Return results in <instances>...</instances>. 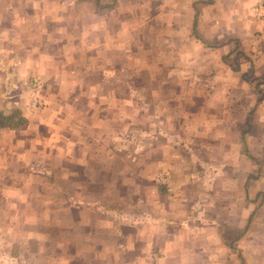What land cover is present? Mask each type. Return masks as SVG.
<instances>
[{
    "label": "crops",
    "instance_id": "0c3cea01",
    "mask_svg": "<svg viewBox=\"0 0 264 264\" xmlns=\"http://www.w3.org/2000/svg\"><path fill=\"white\" fill-rule=\"evenodd\" d=\"M120 1L75 0V3L82 4L81 7L90 6L94 12L106 9L112 12L116 10V6ZM158 1L146 0L147 4L150 5L152 3L157 4ZM237 1L240 5L238 9L235 6ZM254 1L183 0V9H180L178 4L173 7L172 14L177 20L174 22L172 21L174 19H171L166 24H162L157 35L150 27L151 25H148V30H146V20H142L141 23L137 24L138 27L131 29L132 32L139 30V34L145 31L146 37L144 38L141 37V34L132 38L127 35L123 38L116 35L120 33L119 29L122 24L119 15L121 11L117 13L119 19L113 21L103 18L92 22L82 21L77 24L76 22L72 23L69 12L71 5L68 4L57 7L55 11L57 14H54L49 10L50 8L48 9L43 0L39 1L35 7L34 5L28 7L26 4L19 6L16 3L3 4L0 2V95L17 92L18 89L16 88L18 86L19 88L24 86V89L28 86L27 91L33 95L30 102L31 109L29 108V110L35 112L41 110L36 106L35 101L38 100L40 103L42 101V99H35L36 95L34 93L36 91L43 93V100L45 101H42V103L46 104L50 93L62 90L87 93L90 91L101 92L104 89L106 93L111 94L112 92L116 93L119 87V91L135 92L138 89L129 82L124 86L125 89H121L123 87V79L121 78L123 74L120 62L123 59V53L130 52L132 54L131 60H135L133 53L137 54L141 51V57L137 59L138 62L129 71H132V74H137V71L143 66H149L151 69L157 68L154 71L156 77L160 75L166 80L173 81L175 85L172 88L173 98H177L174 100L178 107L185 101V98L196 99L201 97L200 94L207 92L211 106L214 105L216 109H222V111H212L214 114H211L208 119H202L201 116L195 119L196 125L200 124L202 120L205 121V124L209 121V126L205 125V129L210 130L204 137V139H210L209 145L206 148L197 149V158L198 156L203 158L196 160H199V163H205V165L207 162V164H210L208 167L206 165V168L209 169L211 174L222 180L220 182L221 188L230 193L226 195L234 194L235 192L233 193L232 189L237 186L240 187V193H242L250 178L248 157L257 161L258 156H264V153L251 154V149H253L251 140H257L258 134L261 135L259 140L261 141V148L264 150V96L258 102L240 101L246 97L251 98L250 93L252 91H258L264 95V20H259L256 14H252L256 11L264 14V2L259 3L258 1L256 10ZM162 2L163 0H161ZM140 7L146 8V4L142 3ZM203 7H208L209 12L205 11ZM164 9H166V6ZM56 15H62L60 21ZM205 27H209L208 35H203ZM75 29L78 31H75ZM127 29H129L128 25ZM122 30L124 29L122 28ZM233 33L235 37L229 39L230 35L228 34L233 35ZM254 40L258 42L253 46L252 41ZM231 41L244 43L243 46L249 43L251 51L232 55L230 54L232 52L229 51ZM90 44L93 45L91 49H95L96 54L89 49ZM155 45H159L157 51ZM149 49L151 52L144 55L143 51L149 52ZM242 55L244 56L241 58V65L239 66V63L236 64L233 61ZM247 60L252 62V66L248 68L244 65ZM140 62L142 64L139 68ZM57 71L62 75V79L59 81L64 80L65 84L60 83L57 88L52 87V89L49 88L51 91L46 90V85L41 76L43 73L49 76V73ZM248 76H252V79H247ZM31 79L39 81V86L32 91L29 86ZM155 89V87H150L147 92ZM223 92L230 95H232V92L239 93L237 95L239 97L235 101L232 99L228 102L217 100V94L221 93L222 95ZM191 93L192 95H189ZM19 95L20 98L11 100V103H13L12 106H17L26 118L25 112L28 111L25 109L24 103H28V101H26V96ZM83 96H79L78 100L70 99L66 102L67 113H65V116L67 117L56 114L51 116L49 136L40 143L41 150L37 148L30 149L27 153V150L10 149L9 136L12 134L11 131L16 129L9 130L1 127L0 164L2 166L0 168L8 167L6 163L13 159L19 163L18 171H22L25 166L35 163L42 156L50 159L54 157L59 161L55 163L51 159L50 164H53V167H44L45 172L51 173L49 180L53 183V186H51L53 193L55 192L59 198L66 195L68 202L78 203L79 207L77 208L83 210L80 222L75 220L78 217V212L73 213L71 217H69V213H65V224H62L61 229L66 230L70 239L77 234L74 232L77 231V227L86 228L93 226L94 223H96L98 229L116 228L117 230L115 229L116 231L113 233V236L116 237L124 234V232H118V229H133L131 233L135 232L133 235L137 236V215L132 213L122 214L121 211H124L127 207H117L114 199L109 205L105 206L99 202V195H97V199L96 196L83 197L79 194L88 196L89 193L79 190L82 185H74V179L78 177L76 175L77 169L82 166L84 154L89 148L86 145L90 143V140H100V127L102 128L106 123L111 122V120L106 119L109 116L107 114L106 116L100 114L96 116L93 113L94 116H88L89 114L92 115V111L89 109L108 107L111 102L102 103L99 101L94 104L90 100L85 102L82 99ZM135 98L130 99L132 103L135 102ZM170 98L172 100V97ZM119 102V105H123L122 101ZM114 103L118 104V101ZM52 106L54 109L55 105ZM179 109L177 116L164 115V117L165 122L175 126L173 130H170L171 137L176 136L185 139L184 129L189 125L187 115L192 116L196 113L186 111L185 108H182L183 110ZM64 118L66 119V128L58 124L59 119L63 120ZM86 118L87 121L84 120ZM96 128L98 133L92 131V134L95 135H90L89 131ZM144 131L145 134L142 135L145 136L146 140H164L165 138L155 128L151 131L147 129ZM202 134H205V132H202ZM114 138L120 139L114 132L110 134L109 138L105 139L112 141ZM19 144L17 145L19 146ZM116 148L115 145L110 146L107 158L104 161L106 163L98 167V171H104L105 167L109 166L108 163L112 162L115 157H122L125 151ZM137 153L136 150H129L127 154L134 157ZM208 156L211 158L209 159ZM240 159L245 165L243 168L242 165H239L238 169L235 161L239 162ZM116 160L118 162V158ZM60 162H66L67 167H62ZM114 163L109 168L113 172L115 169ZM87 169L92 174V165H89ZM8 170L10 171L11 168H8ZM125 170H127L126 166H124ZM33 171L43 172V170ZM240 171H242L241 174L235 175ZM261 172L263 173L261 177H264V166ZM62 173H65L66 176L65 184H62V181L59 182L58 178L56 179ZM119 173L118 179L123 180L121 168ZM7 174L9 175V173ZM240 178L241 181H238ZM168 181L163 183L161 188H167L170 184ZM96 182L97 179L91 178L85 183L90 186ZM210 182L211 184H217L216 181ZM207 183L208 181L200 180L197 182V186H206ZM4 187L6 191L12 186L5 183ZM99 187L104 192L106 185ZM91 191L93 190L90 189V193H92ZM236 195L240 197V200L229 197V202L226 199L223 202L227 205L235 200V202L239 201L238 203H241V205H246L241 208V223L244 224L241 227L237 224L229 225V223L222 222L223 219H219L217 213L224 212L231 216L232 209H228L226 206L221 211L220 207L223 203L209 199L212 202L210 204L203 194H197L193 196L195 197L193 200L186 202L187 205L190 203L193 205V210L188 212V215H177L173 212V214L167 216L168 222L159 216H153L151 221L148 219L143 220L139 227L148 228V230L144 234H140V238L143 241L144 236L147 234L148 238L152 237L150 243L154 245V247L145 249V255L147 250L160 253L157 262L153 264H264L261 261L257 263L252 261L255 262L252 263L248 258L251 249L242 243V239H245L249 232L247 226L251 218L257 211L261 212V207L258 206L264 201L251 199L248 191L242 195L239 193H236ZM162 199L165 200L166 197H162ZM176 199V197L171 198L173 202ZM180 199L182 203L185 202L184 197ZM254 201L257 204L252 205L250 211V205L251 203L254 204ZM156 204L157 209L159 206L166 207L165 203ZM171 205L172 203H170ZM208 207L211 209L209 212H207ZM94 209L108 212V215L101 213L102 216L96 217V214L100 213H97ZM73 211L75 212L74 209ZM54 215L58 216V213L56 212ZM262 224H264V221H260L258 227L260 228ZM167 227L175 229V234L170 235L168 230H164ZM234 229L238 233H234ZM260 231L262 233V230ZM131 233H129V238ZM181 233L185 234L184 241L186 244L180 243L179 236ZM262 235L264 234L262 233ZM231 236L233 237L231 238ZM236 236H238V239L231 242L230 240H233ZM169 237L171 238L169 239ZM114 245L113 249L116 252L133 249L130 248V244ZM137 245L133 246V251L137 252ZM99 249L100 247L97 251ZM176 259H180V261L173 263Z\"/></svg>",
    "mask_w": 264,
    "mask_h": 264
},
{
    "label": "rangeland",
    "instance_id": "374dc122",
    "mask_svg": "<svg viewBox=\"0 0 264 264\" xmlns=\"http://www.w3.org/2000/svg\"><path fill=\"white\" fill-rule=\"evenodd\" d=\"M39 1L41 0H0L3 4L16 3V5L19 6L26 4L28 7L33 5L35 7ZM43 1L54 14H57L55 11L60 5H71L69 12L72 17V23L76 22L77 24H80L82 21L92 22L93 20L103 18L113 21L119 19L117 13L121 11L119 15L122 24L119 29L120 33L116 35H120L122 38L125 35L132 38L140 34L142 38L146 37L145 31H142L140 34L138 32L139 30L131 31L133 27H138L137 24L141 23L142 20L147 21L146 30H148V25H151L150 27L153 28L152 30L155 32V35H157V32L161 30L162 24H166V22L171 19H174L172 20L174 22L177 20L172 14L174 5L178 4L180 9H183L184 5L182 4L183 0H163L162 3L161 0H159L157 2V4L159 3L158 6L153 3L151 5L147 4L146 0H141V2H139V0H121L116 6V10H113L114 12H110L108 9L94 12L90 6L81 7L80 5L82 4L75 3V0ZM258 1L259 3L264 2V0H255L254 8L256 10ZM142 3L146 4V8L140 7ZM164 5L166 9H164ZM235 6L237 9L240 7L238 1ZM203 9L209 12L208 7H203ZM252 14H256L259 20H264V14L262 12L256 11ZM56 16L60 21L62 15ZM127 25L129 29H127ZM122 28L124 30H122ZM75 31L78 30L75 29ZM208 31L209 27H205L203 35H208ZM228 35H230L229 39L235 37L234 33L233 35ZM150 37L153 39L152 36ZM252 42L254 46L258 41L254 40ZM243 44L244 43L241 42L237 43L231 41L229 51L232 53L230 54L233 55L235 53V55H237L239 52L243 54L244 51H251L249 43L245 46H243ZM92 46L93 45L90 44L89 49H91ZM141 46L143 47V45ZM157 46L155 45L156 51ZM91 50L94 51L95 49ZM150 52V49L149 52L143 51L144 55ZM94 53L96 54L95 51ZM141 55V51L137 54L133 53L135 60H131L130 57L132 54L130 52L123 53V59L120 62L122 64L121 68L123 74V77H121L123 79V87L121 89H125L124 86L129 82L138 89L135 92L119 91V87L117 88L119 92L116 91V93L112 92L111 94L106 93L104 89L101 92L90 91L87 93H75L62 90L50 93L48 103L46 104L42 103V101H45L43 100V93L36 91L34 93L36 95L35 99H42V101L40 107V103L38 104V102L36 103L35 101L36 106L41 109L35 112L29 110V108L31 109L30 102L32 101L33 95L27 91L28 86L25 87V89L24 86L20 88L18 86V88H16L18 89L17 92L0 95V110L2 111L8 108L19 109L17 106H12L13 103H11V100L20 98L19 94L26 96L28 99H26L28 103H24L25 109L28 111L25 112L27 123L25 126L11 131L12 134L9 136L8 141L10 149L27 150V153L30 149H40V147H42L40 143L49 136V121L52 115L56 114L67 117L65 116V113H67L66 102L70 99L78 100L79 96L82 97L84 94L82 99L85 100V102L89 100L94 104H97L99 101L102 103L111 102L108 107H96L94 110L89 109L92 111V115L89 114V117L94 116L93 113L96 116L98 114L106 116L107 114L109 116H107L106 119L111 120V122L106 123L102 128L100 127V140H90V143L86 145V147L88 146L89 148H87L84 154L82 166L77 169L76 175L78 177L74 179V185H82L79 190L89 193L88 196L79 194L83 197L88 198L96 196L97 199V195H99V202L105 206L109 205L114 199L117 207H127V209L121 211L122 214L132 213L137 215V236L133 235L135 232L131 233L133 229H118V232H124V234H121L120 237H116L113 236V233L117 230L116 228L98 229L96 228V223H94L93 226H88L86 228L77 227V231H74L75 234H77L70 239L66 230L64 228L61 229L63 227L62 224H65V213H69V217H71L73 213L78 212V217L75 220L80 222L83 210L77 208L79 207L78 203L68 202L66 195L59 198L56 196L55 192L53 193L52 191L51 186H53V183L49 180L51 173L45 172L44 167H53V164H50L51 159L55 163L59 160L54 159V157L50 159L48 157L46 158V156H42L40 159L38 158V161L35 163L25 166L22 171H18L19 163L12 159L6 163L8 167L0 168V264H153L157 262L160 253L154 250H147L145 255V249L147 247H154V245L150 243L152 237L148 238L147 234L144 236L143 241L141 240L142 238H140V234H144V232L148 230V228L139 227L143 220L148 219L151 221L153 216H159L168 222L167 216L173 214V212L177 215H188V212L193 210V205L191 203L187 205L186 202L193 200L195 198L193 196L197 194H203L210 204H212L210 200L223 203L224 205L221 204L220 207L221 211L226 206L228 209H232L231 216L224 212L217 213L219 219H223L221 220L222 222L229 223V225L237 224L241 227L243 224L241 223V208H244L246 205H241V203H238L239 201L235 202V200L226 205L223 200L226 199L229 202V197L240 200V197L237 196L236 193L242 195L244 192L248 191L251 199L264 201V177H261L263 174L261 169L264 166V156H258L257 161L248 157L250 178L248 179L249 182H247L246 188L240 193L241 189L237 186L232 189V192H235L234 194L230 196L226 195L230 193L225 192V189L221 188L220 182L222 180L211 174L209 169L206 168V165L208 167L210 164H207V162L205 165V163L200 162V165L199 160H196L203 158L200 156L197 158L196 153L197 149L206 148V146L209 145L210 139H204V137L210 130L205 129L206 126H209V121L205 124V121L202 120L200 124L198 123V125H196L195 119L199 116H201L202 119H208L211 114H214L212 111H222V109H216L214 105L211 106L207 92L200 94L199 96L201 97L196 99L185 98V101L178 107L174 100L177 98H173L174 93L172 88L175 86L173 81L166 80L160 75L156 77L154 71L157 68L154 67L151 69L149 66L140 68L142 64V62H140V69L137 71V74H132V71H129L133 68L135 63L138 62L137 59L140 58ZM243 56L244 55L239 56L237 60L234 59L233 62L236 64L239 63L240 66V61ZM244 65L248 68L252 66V62L247 60ZM252 76H248L247 79H252ZM41 77L48 91H51L49 88H57L60 83L65 84L64 80L59 81L62 79V75L59 74V71L49 73V76L43 73ZM150 87H155L156 89L147 92V89H150ZM150 94L152 95L150 96ZM231 94L232 95L223 92L221 95V93H218L217 100L228 102L232 99H234V101L238 99L239 96L237 95L239 93L232 92ZM189 95H192V93ZM263 96L264 95L258 91H252V93H250L251 98L246 97L240 101L248 100L250 102H258ZM170 97H172V100ZM133 98H135L134 103L130 100ZM115 101H118V104L114 103ZM119 101H122L121 103L123 105H119ZM52 105H55L54 109ZM178 108H180L179 110L185 108L186 111L196 113V115L192 116L189 114L187 115V117H189V125L184 129L185 139L177 138L176 136L171 137L170 130H173L175 126L165 122L164 115H169L171 117L177 116ZM84 120L87 121V118ZM58 124L66 128V119H59ZM189 127L191 128L189 129ZM154 128L160 135L165 137L164 140L145 139V136L142 135L145 132L144 130L147 129L151 131ZM92 131L96 132V134L98 133L96 128L95 130L89 131L90 135H95L94 133L92 134ZM113 132L118 135L120 139L114 138L112 141L105 139L109 138L110 134ZM202 132H205V134H202ZM260 136L261 135L258 134L257 140H251L253 148L251 149V154L254 153L256 155L257 153H264V150L261 148V141L259 140ZM16 143H20L19 146ZM113 145L123 149V151H125L124 154H122V157L114 156L115 159L108 163L109 166L105 167L104 171H98L97 168L106 163L104 162L105 158H107L110 146ZM129 150H136L138 153L134 157H130L127 154ZM117 158L118 162L116 160ZM112 163H114V172L112 169L109 170ZM235 164L238 169L239 165H242V168L245 165L241 159L239 162L235 161ZM60 165L64 168L67 167L66 162H60ZM89 165H92V174L88 169L86 170ZM0 166L2 165L0 164ZM124 166L127 168L125 171ZM8 168H11V170L9 171ZM120 168L123 180L118 179V176H120ZM33 170H43V172L38 173ZM183 171L185 173H181ZM7 173H9V175ZM241 173L242 171L235 173V175ZM57 178L59 182L62 181L61 183L65 184V173L60 174L56 179ZM91 178L97 179V182L89 186L85 182ZM200 180L208 181V183L206 186L199 187L197 186V182ZM54 181L56 180L54 179ZM167 181L170 183L167 188H161V185L167 183ZM210 181H216L217 184H211ZM238 181H241V178L238 179ZM5 183L10 184L12 187H9V189L5 191ZM102 185H106L104 192H102L99 187ZM90 189L93 190L91 191L92 193H90ZM162 197H166V199L163 200ZM175 197L177 198L175 200L177 203L171 200V198L174 199ZM182 197L185 198V202L183 203L180 201ZM156 203H165L166 207L159 206L157 209ZM170 203H172L171 206ZM256 204L255 201L254 204L251 203L250 211L252 210V205ZM258 207H261V212L257 211L251 218L247 226L249 232L246 238L244 237L245 239H242V243L244 246L251 249L248 256L250 261H255L256 263L261 261L262 263L264 262V235H262V233L264 234V224H262L260 228L258 225L260 221H264V203L261 202ZM94 210L100 213L96 214V217L99 215L102 216V214L108 215V212H103L98 209ZM210 210V207H208L207 212ZM218 211L220 210L218 209ZM56 212L58 216L54 215ZM70 223L72 224V222ZM170 225L173 226L172 223H170ZM164 230H168L170 235L176 232L175 229H171L170 227ZM260 230H262V233ZM154 232L156 233V231ZM126 233L128 234L126 235ZM129 233H131L130 238ZM234 233L238 232L234 229ZM233 236H231V238ZM170 238L171 237H169V239ZM179 238L181 244H186L184 241V233H181ZM137 243L139 244L137 245ZM114 244H130V248L133 249H130V251L116 252L113 249L115 246ZM136 245L137 252L133 251V246ZM99 247L100 249L97 251ZM179 261L180 259H176L173 263Z\"/></svg>",
    "mask_w": 264,
    "mask_h": 264
},
{
    "label": "trees",
    "instance_id": "16d2710c",
    "mask_svg": "<svg viewBox=\"0 0 264 264\" xmlns=\"http://www.w3.org/2000/svg\"><path fill=\"white\" fill-rule=\"evenodd\" d=\"M26 118L24 114L16 108H8L4 111L0 110V128L8 127L11 130L23 127L26 125ZM239 236V235H238ZM238 236L234 237L232 241H236Z\"/></svg>",
    "mask_w": 264,
    "mask_h": 264
},
{
    "label": "built area",
    "instance_id": "2783aa9c",
    "mask_svg": "<svg viewBox=\"0 0 264 264\" xmlns=\"http://www.w3.org/2000/svg\"><path fill=\"white\" fill-rule=\"evenodd\" d=\"M29 86H30V89L31 91L34 90L35 88H37L39 86V81L36 80V79H31L30 82H29ZM38 101H36L37 103ZM40 102H38L39 104ZM41 106V103L39 104V107Z\"/></svg>",
    "mask_w": 264,
    "mask_h": 264
}]
</instances>
